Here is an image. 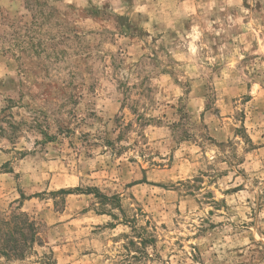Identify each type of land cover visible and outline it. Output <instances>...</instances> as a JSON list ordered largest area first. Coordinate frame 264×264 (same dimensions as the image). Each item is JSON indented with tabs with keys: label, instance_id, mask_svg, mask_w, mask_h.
<instances>
[{
	"label": "rangeland",
	"instance_id": "1",
	"mask_svg": "<svg viewBox=\"0 0 264 264\" xmlns=\"http://www.w3.org/2000/svg\"><path fill=\"white\" fill-rule=\"evenodd\" d=\"M19 206L45 243L15 264H264V0H0Z\"/></svg>",
	"mask_w": 264,
	"mask_h": 264
},
{
	"label": "trees",
	"instance_id": "2",
	"mask_svg": "<svg viewBox=\"0 0 264 264\" xmlns=\"http://www.w3.org/2000/svg\"><path fill=\"white\" fill-rule=\"evenodd\" d=\"M123 18V16H119V20H123ZM49 138L52 137L50 136ZM107 142L109 146H112L113 149L119 152L114 141L107 139ZM75 191L81 193H94L97 197L103 199V203L111 201L117 204V206H120L119 197L117 195H106L97 187H88L87 189L76 187L61 189L58 192L67 194ZM43 224L42 221H39L31 213L23 211L21 206L11 211H0V264H15L24 261L35 252L38 245L43 246L45 243L42 232ZM153 242V237H142L139 241L141 246L137 248H139L142 253L145 247H147L148 244L152 245ZM134 244H136V242Z\"/></svg>",
	"mask_w": 264,
	"mask_h": 264
}]
</instances>
